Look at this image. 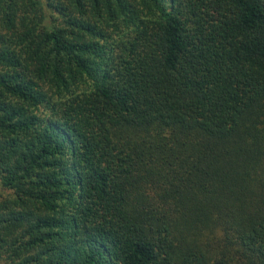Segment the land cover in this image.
<instances>
[{"label": "trees", "instance_id": "1", "mask_svg": "<svg viewBox=\"0 0 264 264\" xmlns=\"http://www.w3.org/2000/svg\"><path fill=\"white\" fill-rule=\"evenodd\" d=\"M0 264H264V0H0Z\"/></svg>", "mask_w": 264, "mask_h": 264}]
</instances>
